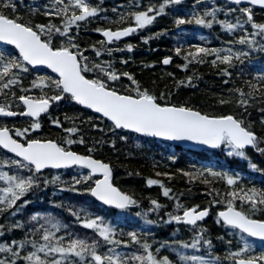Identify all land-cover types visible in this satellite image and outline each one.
<instances>
[{"label":"snow or ice","instance_id":"snow-or-ice-1","mask_svg":"<svg viewBox=\"0 0 264 264\" xmlns=\"http://www.w3.org/2000/svg\"><path fill=\"white\" fill-rule=\"evenodd\" d=\"M178 3L180 0H162L157 6L151 0L146 5L141 0H133L128 11L111 20L106 15L101 16L103 10L92 0H45L41 5H29V18L25 19L19 11L22 3L0 0V97H3L0 118L20 117L31 121L24 126L0 123V216L4 218L0 223V237L11 236L10 240L0 242V264H224L219 257L211 256V240L205 238L207 230L198 226V222L209 215L212 204L223 205L216 213V223L238 238L235 250L231 249V241L226 242L229 245L226 264H264V248L257 252L254 244L255 240L264 242V188L254 185L243 188L238 186L239 173L205 167L200 175L206 172L221 177L232 190L217 191L219 198H213L205 207L185 206L176 197L174 212L166 213L168 219L163 222L189 226L190 239L150 242V230L125 231L118 222L95 210L100 205L122 213L138 207V201L114 183L112 167L93 156V147H89L86 154L73 150V145L85 143L76 126L78 117L65 115V121L72 126L63 127L65 121L51 115L52 108L59 109L65 104L91 110L95 115L80 123L107 122L109 130L119 135L120 140H126L127 134L133 133L170 141H190L213 149L223 148L228 156L246 160L248 146L264 153V148L258 147L261 138L244 118L251 101L264 100V71H258L245 80L242 87L231 90L237 97L236 106L242 110L239 115L212 114L186 100H173L170 91L157 92L143 87L129 72L117 73L111 61L95 62L85 55L86 49L79 42L82 24L100 19L117 25L114 29L96 27L94 31L103 39L98 41L99 48L95 44L89 46L96 57L102 52L111 56L114 50L122 49L108 45L146 29L157 17L166 14L167 6ZM231 3L237 7L229 8L225 16L238 12L235 23L218 20L217 13L221 9L215 6L205 8L203 14L194 7L190 14L175 18L177 26L194 23L211 28L217 23L234 37L226 42V47L189 44V51H183L182 46L175 47V54L185 60L180 67L186 68L192 61L205 63V58L212 56L211 64L231 78L230 69L243 65L254 52L264 53V22L254 19L252 8L259 5L264 9V0H231ZM244 3L249 6L240 7ZM112 11L115 13L116 9ZM37 14L42 17L40 21L34 19ZM149 38L141 37L145 43ZM125 48L131 52L133 45L126 44ZM171 61V56H165L162 63L168 65ZM242 74L243 69L237 73ZM121 76L131 82L129 86H116ZM187 79L191 81L192 77ZM184 83L176 81V86ZM218 102L226 105L233 101L221 98ZM42 114L51 124L62 128L61 138L37 135L42 129ZM91 127L103 131L97 123H91ZM110 143L115 146V141ZM249 167L264 172L250 160ZM69 169L81 171L65 181L62 172ZM50 184L56 186V191L82 193L92 199L79 204L54 205L69 213L73 218L71 223L48 210H33L26 218L15 219L28 212L32 203L28 197L41 188L47 189ZM147 184L159 185L165 197L174 198L160 180L148 179ZM150 205L146 211L135 213L145 225L155 223L148 219V212H158L164 207L156 199H151ZM77 228L88 232L80 233ZM17 230L19 238L11 235ZM218 239L223 240V237ZM201 248L207 256L196 254ZM162 249L174 253L176 260L161 255ZM188 250L193 254H188Z\"/></svg>","mask_w":264,"mask_h":264},{"label":"trees","instance_id":"trees-1","mask_svg":"<svg viewBox=\"0 0 264 264\" xmlns=\"http://www.w3.org/2000/svg\"><path fill=\"white\" fill-rule=\"evenodd\" d=\"M146 3L147 1L144 4ZM193 3H197V0H184L178 3L174 6V13L170 15L169 21L174 22L175 18L182 15L185 10L191 13L194 8L192 6ZM203 8L199 7L195 8V10L200 12L204 10ZM123 12H126V9L123 8ZM236 16L237 14H229L222 19H228L235 23ZM184 25L185 28L183 30L185 29V31L176 30L174 32L175 36L172 32H164L165 30L162 29H158V33H155V30H153V34L149 38H153V41L149 42V45L141 46L134 57L129 59L131 62L134 61L132 67L136 68L135 71L131 72L132 76L143 87L154 89L157 92L170 91L173 100H186L192 106L202 111L212 114L232 113L239 115L242 110L236 106L235 99L237 97L231 90L242 87L245 80L255 76L258 71H263L264 53L254 52L250 60H245L243 65L238 64L235 69H230L233 73L231 78L221 74L219 68L211 64L212 56L206 57L205 63L192 61L188 63L186 68L180 67L185 64V60L182 56L175 54L174 48L182 46L183 51L191 50L188 48V41L194 33L192 32L193 25ZM159 26H165V22L162 20V22H159ZM179 26L182 27L183 25ZM176 27L177 25L175 24L173 29ZM218 28L214 31L213 38L221 44V47H226L228 46L226 42L234 39V37L223 32L224 30L220 29V27ZM154 34L158 35L156 36ZM92 35L88 32L86 38H90ZM195 42L202 43L198 39ZM82 43H85V40H82ZM138 45L140 44L138 43ZM236 47L240 46L237 45ZM165 56L172 57V62L168 67L160 64V61ZM241 69H243V74L237 75ZM189 76L192 77L191 81L187 79ZM180 80L185 83L177 87L176 81ZM126 81L131 83L128 79ZM225 81L228 82L225 83ZM244 90L247 91V88L245 87ZM221 98L232 100L233 102L221 105L218 102ZM2 101L3 97H0V102ZM83 114L84 112L78 108L68 107L65 104H61L59 109L54 107L51 110L52 117L59 118L61 121H65V115L68 117H78L76 126L80 128L85 143L83 145H73V150L81 154H86L87 149L93 147L95 149L92 153L93 156L109 163L112 167L114 183L124 191L132 194L138 201V207H133L131 210L122 213L112 212L99 205L96 206L95 210L99 214L118 222L119 226L124 228L125 231L140 228L150 230L151 235L148 237L150 242L153 240L165 241L172 238L189 240L192 233L186 230L179 232L180 234L172 232L171 224H165L163 222L168 219L166 213L174 212L175 198L178 197L179 201L185 206L200 205L201 207H205L210 204L209 202L213 198H219L216 196L217 191L224 193L232 190L229 189L221 177H214L206 172L200 175L202 171L192 167V165L199 164L200 162H215L217 164L227 162L230 159L225 157L226 155L222 153L223 150L213 153L202 152L200 154H191L153 140L139 138L130 133L127 134L128 138L126 140H120L119 135H114L109 130L107 122L91 121V123H97L103 131H100L98 128H92L91 123H80V121L88 120L83 118ZM244 118L245 122L250 123L253 131L261 138L258 147L261 148L263 146L264 148V100L257 98L251 101L247 112H244ZM26 124L23 123L21 126ZM41 124L42 129L38 130L37 135L59 139L64 134L62 128H57L51 124L47 116L41 119ZM70 126L72 124L68 121H65L63 124V127ZM116 132L119 133V131ZM120 134L123 135L124 133ZM74 138L78 137L74 136ZM111 141H115L114 147L111 145ZM250 152L253 153L252 151ZM253 155L256 154L253 153ZM257 156H254V162H264V153L259 151ZM235 161H242V159L236 158ZM80 171V169L64 170L62 172V179L68 181L73 174H79ZM217 171L222 172L221 170ZM185 172L192 173V175L185 176ZM248 172H250V175L243 178L238 183V186L249 188L254 185L258 189L264 188V172L254 171L252 169ZM157 173H161V175L158 176ZM164 173H168V175H163ZM148 179L160 180L165 187L171 190L170 195L174 198L169 199L165 197L159 185L149 186L147 184ZM205 181L208 182L206 183ZM208 197L212 199L208 200ZM28 198L32 201L28 206V212H25L22 216H17L15 219H24L33 210L41 212L48 210L54 212V214L58 215L65 222L71 223L73 218L69 213L63 208H54V205L60 202L79 204L92 199L82 193L56 191V186L51 184L47 189L41 188V190L31 194ZM151 199H156L164 207L158 212H148V219L155 221V223L145 225L143 220L137 217L135 213L149 209L151 207ZM3 222L4 218L0 216V223ZM77 231L80 233L88 232V230L82 228H77ZM11 235L19 238L20 232L17 230ZM221 236L226 241L232 242V250H235L238 238L233 236V239H230L226 233L209 234L207 232L206 234L205 238L210 239L212 244L211 256L219 257L226 264L225 257L227 256L229 245L225 244V241L218 239ZM5 239L10 240L11 236L6 234L4 237H0V242H3ZM212 241L216 242L217 245H213ZM160 254L168 255L169 258L175 255L164 249L161 250ZM188 254H193L192 250H188ZM196 254L208 255L204 248H201Z\"/></svg>","mask_w":264,"mask_h":264},{"label":"flooded vegetation","instance_id":"flooded-vegetation-1","mask_svg":"<svg viewBox=\"0 0 264 264\" xmlns=\"http://www.w3.org/2000/svg\"><path fill=\"white\" fill-rule=\"evenodd\" d=\"M108 2H110V3H115V2H117V0H108ZM36 21L39 19V21L42 19V17L39 15V14H37L36 15ZM94 25V28L95 27H103L102 25H101V23L99 22V21H97V20H94V21H91V22H89V23H87V24H85V29H87L88 27L89 28H91V26H93ZM93 29V28H92ZM90 31H91V29H90ZM93 35H92V37H93V39H94V41H95V43H96V45H97V47H100V45H99V43H98V41H100L101 39H100V35H99V33H97V32H91ZM85 35V33L84 34H82V40H85V43H83V44H85L86 45V43L87 42H89V41H91V36H90V38H86V36H84ZM123 45V42L122 41H118V42H115L114 44H110V45H108L109 47H113L114 49H121V46ZM120 54H121V51L119 50V51H117V50H114L113 51V53L111 54V56H109L107 53H105V52H102L101 53V56L100 57H96L95 56V52L94 51H89V50H86L85 51V55H88L89 57H90V59H93L95 62H101V61H111V63L112 64H115V65H119V63H120ZM110 57V58H109ZM135 67H131L130 65L129 66H127L126 67V70L131 74V72H133V71H135ZM208 200H210V199H212L211 197H208L207 198ZM218 199V198H217ZM212 200H210V202H211ZM218 207V204H212L211 205V208H209V218L206 220L207 222H210V220H211V218H212V223H211V226L210 227H204L202 224H204L206 221H204L203 223H200V225H199V227L200 226H203L202 228H204V229H206L207 230V232H218V231H220V230H222V229H224V227L222 226V225H220V224H217L216 223V213L219 211V210H214V208L216 209Z\"/></svg>","mask_w":264,"mask_h":264},{"label":"water","instance_id":"water-1","mask_svg":"<svg viewBox=\"0 0 264 264\" xmlns=\"http://www.w3.org/2000/svg\"><path fill=\"white\" fill-rule=\"evenodd\" d=\"M227 1H231V0H227ZM244 4H246V3H244ZM256 7L261 8L259 5H256ZM89 111H91V110H89ZM8 119H12V118H8ZM136 135H138V134H136ZM140 137H143V136H140ZM143 138L158 140V141H161V142H163L165 144H169V145H172L174 147L184 148V149L191 150V151H200L202 149H207V150H210V151L215 150V149L210 148V147H208L206 145H199V144H196V143L190 142V141H170V140H166L164 138H157V137H143ZM250 147L251 146H248L247 148H250ZM257 241H259V240H257Z\"/></svg>","mask_w":264,"mask_h":264},{"label":"bare ground","instance_id":"bare-ground-1","mask_svg":"<svg viewBox=\"0 0 264 264\" xmlns=\"http://www.w3.org/2000/svg\"><path fill=\"white\" fill-rule=\"evenodd\" d=\"M110 58V57H109Z\"/></svg>","mask_w":264,"mask_h":264}]
</instances>
